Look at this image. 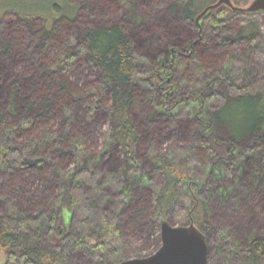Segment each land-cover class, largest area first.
Here are the masks:
<instances>
[{
    "label": "trees",
    "instance_id": "obj_1",
    "mask_svg": "<svg viewBox=\"0 0 264 264\" xmlns=\"http://www.w3.org/2000/svg\"><path fill=\"white\" fill-rule=\"evenodd\" d=\"M108 1L87 0L79 6L68 0H0V252L5 264H118L123 261L121 225L126 214L137 226L135 220L153 213L154 195L158 209L178 207L175 200L183 184L189 186L190 194H181L188 213L175 214L180 222L189 215L206 236L210 226L203 203L195 198L191 165L213 167L211 161H220L230 166L248 144L260 152L252 176L264 181V78L251 58L256 39L252 26L230 30L235 12L220 6L200 28L216 33L215 42L201 34L200 40L188 41L181 50L169 48L167 58L150 66L156 76L150 78L142 71L148 61L134 45L145 48L149 43L154 48L155 42L142 38L139 0H119L126 13L118 22L108 21ZM153 1L196 32V17L217 0ZM82 8L97 14L101 23L73 28ZM178 42L182 44V37ZM26 44L31 56L20 55ZM16 63L25 71L31 68L32 76L11 79ZM77 72L85 74L87 86L71 80ZM162 74L172 78L169 84H163ZM192 102L200 104L203 118L194 117L192 130L185 129L186 147L174 146L172 158L148 153L160 168L163 185L151 181L141 191L129 181L128 210L107 212L103 202L109 196L96 187V156L85 149L90 126L104 114L111 119L105 140L120 149L124 170L113 168L104 183L115 185L120 172L140 171L144 133L136 114L146 110L148 128L165 132L156 112L168 113ZM61 113L66 120L53 130L52 118ZM175 125L172 120L170 127ZM71 163L73 170L68 168ZM34 176L43 181L40 192L33 187ZM63 209L71 213L68 226ZM227 246L243 254L238 264H264V237L245 248L229 240Z\"/></svg>",
    "mask_w": 264,
    "mask_h": 264
},
{
    "label": "rangeland",
    "instance_id": "obj_2",
    "mask_svg": "<svg viewBox=\"0 0 264 264\" xmlns=\"http://www.w3.org/2000/svg\"><path fill=\"white\" fill-rule=\"evenodd\" d=\"M68 1L71 4L82 6L87 0ZM230 1L236 7L247 8L253 0ZM108 4V21L118 22L122 20L126 13V7L119 0H109ZM218 8L208 11L198 20V23L195 22L193 24L194 26L196 25L195 32L191 24L186 26L181 24L180 18H171L153 0H139L137 13H141L144 18L142 25L145 35L142 38L145 43L150 40L151 43H153L152 40L155 41L153 43L154 48L149 43L144 48L134 42L138 53L146 57L148 61L142 66V71L148 77H153L154 74L152 75L150 66L159 59L167 58L166 55L169 48L174 47L176 50H181L188 41L194 42L197 41V38L200 40L198 36L201 34L208 35L207 37H209L210 42H215L217 39L216 33L208 34L206 30L201 31L200 28L202 20ZM233 12H235V17L228 26L230 30L235 31L240 27L252 26L255 32L256 39L253 43L255 52L251 54V58L255 60L256 67L259 68L264 78V13L256 12L245 14L238 11ZM76 21L78 24L76 25L75 23L73 26L75 29L79 28L78 26L82 24L98 25L101 23L97 14L90 13L86 9L81 11V15ZM165 33H169V35ZM180 37L183 39L182 44L178 42ZM136 41H139V38ZM26 47H28V44L21 49V56L24 54L31 56L30 49H25ZM225 68H228L227 64ZM27 70L26 72L22 65L16 63L10 71V77L11 79H15L17 75L21 76L23 74L25 76L26 73L28 75L25 77H31V68ZM76 74L75 76L71 74L74 77L71 80L78 84V86H87L89 81L85 79V74H79L78 72ZM160 77L162 82H165L163 84L166 85L172 80V78H167L163 74ZM200 108L198 102H192L185 106H179L168 113H165L163 110H158L155 117L162 119L161 122L165 132L161 131L158 127L154 129L148 128L145 116L147 112L143 116V112L146 110L136 114L137 122L144 133L142 147L138 152V167L140 171L139 174L138 171L135 174L134 172H120V180L115 185L112 183H104L106 180L105 177L113 172L111 171L113 168L117 170L121 168L124 170L120 149L109 146V143L105 140V136L111 125V119L107 114H104L94 125L92 124L90 126L93 129L86 139L85 149L87 153L96 156L93 164L94 173L97 174L96 187L100 188L101 186L103 193H107L110 198H107L108 200L103 202V207L107 212L109 211L114 215V211L124 214L128 210L127 196H129L130 192L126 183L128 184L129 181L137 183L140 190L151 181L157 187L163 185L160 168L155 162L149 160L148 153L150 151H156L158 154L172 158V148L174 146L186 147V144L189 142V137L187 138L183 134L186 133V128L190 131L192 130L194 117L199 119L203 118V115H200L199 112L201 110ZM66 117L67 115L64 113L57 114L52 118L50 127L55 130L57 126L64 123ZM167 119L169 120L166 122ZM172 120L176 122V125L170 127ZM33 136L32 134L29 135L30 138ZM254 146L255 144H248V149L244 152L242 151L235 157L233 164L230 165L231 167L225 162L220 161H211L210 163H215L213 167L209 163H193L191 165V179L197 189L194 192L196 195L195 198L199 203H203L202 211L210 226L205 236L208 249L207 264H238L244 258L243 254L239 251L229 249L227 240L238 247L245 248L253 239L264 237V200L262 198L264 181L261 184L258 179L256 180L252 176L259 158L258 153H260L253 151ZM73 164H69L70 166L68 168L73 170ZM146 177L149 181L146 180ZM33 181V187H37V190L40 192L43 189V181L38 176H34ZM122 182L123 184H121ZM80 184L84 185L81 182ZM183 193L190 194L187 184H183L180 187V192L176 197L175 201L178 207H173L174 205H172L163 211L158 209L155 195L150 196L153 213L143 215L140 221L135 220V222H138L137 226L133 225L131 216L128 213L126 214L124 223L121 225L123 230L121 244L123 260L140 259L153 254L160 245V225L162 222H167L171 226H187L192 223V218H188L189 215L185 216V222H180L178 219L179 215L177 216L175 214L177 210L185 211V215L188 213L187 207L181 198V194ZM116 205L118 206L117 210L115 209ZM61 213L65 226H68L71 220V213L67 209H63ZM52 239L53 243L58 242L56 238ZM0 264H5L3 252H0ZM71 264H76V261H72Z\"/></svg>",
    "mask_w": 264,
    "mask_h": 264
},
{
    "label": "water",
    "instance_id": "obj_3",
    "mask_svg": "<svg viewBox=\"0 0 264 264\" xmlns=\"http://www.w3.org/2000/svg\"><path fill=\"white\" fill-rule=\"evenodd\" d=\"M222 5L245 14L264 13V0H253L247 8L236 7L230 0H217L216 3L204 8L195 22L198 23L208 11ZM207 256L205 235L192 223L187 226H171L167 222H162L160 245L153 254L140 259L123 260L118 264H207Z\"/></svg>",
    "mask_w": 264,
    "mask_h": 264
}]
</instances>
